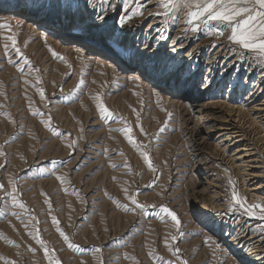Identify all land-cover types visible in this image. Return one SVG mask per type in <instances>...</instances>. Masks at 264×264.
<instances>
[{
    "label": "rangeland",
    "instance_id": "rangeland-1",
    "mask_svg": "<svg viewBox=\"0 0 264 264\" xmlns=\"http://www.w3.org/2000/svg\"><path fill=\"white\" fill-rule=\"evenodd\" d=\"M145 1L104 6L93 0V9L75 0L79 11L69 12L64 0H0V264H243L233 227L248 224L264 241L259 210L247 216L231 199L235 189L246 205L264 204L248 196L243 176L227 167L231 151L224 156L204 140L208 127L197 122L190 101L181 103L180 94L129 68L137 62L162 76L171 71L167 57L173 51L204 41L214 51L222 45L244 67L241 82L246 65L259 72L264 57L230 41L226 24L201 21L196 32L187 30L194 4L164 15L160 0ZM102 7L104 20L97 18ZM137 9L142 14L131 16ZM31 15L52 19L56 30H67L66 38L48 33ZM125 15L131 19L121 27ZM151 21L155 26L147 33L157 34V46L165 39V51L154 61L143 52ZM215 36L219 42L213 43ZM74 38L105 46L108 55ZM165 66L169 71L161 73ZM201 87L199 102L208 98ZM124 128L131 129V140ZM252 143L264 175V144ZM205 167L225 196L226 211L211 210L224 227L218 236L214 222L201 214L209 209L208 197L194 194L213 179L200 172ZM160 206L175 212L179 226Z\"/></svg>",
    "mask_w": 264,
    "mask_h": 264
},
{
    "label": "bare ground",
    "instance_id": "bare-ground-1",
    "mask_svg": "<svg viewBox=\"0 0 264 264\" xmlns=\"http://www.w3.org/2000/svg\"><path fill=\"white\" fill-rule=\"evenodd\" d=\"M145 2L148 3L147 0ZM20 3V7H22L23 2ZM23 7L25 8V6ZM30 17L37 20L39 26L42 25V29L53 35H58L59 33L60 37L64 40L67 30L63 27H59L60 29L56 30L55 21L48 17L38 18L35 15H31ZM129 26L132 27L134 24ZM153 26H155V22L151 21L144 30L145 35L148 36L143 52L149 50L148 55L154 61L165 51L163 47L160 48L165 39L161 40L162 42L157 46V34L154 35V38L153 35L151 37L147 33ZM137 31L138 29L134 28L133 35H136L134 33ZM74 39L76 43L82 44L86 49L89 48L95 53L108 55L104 49L105 46L93 45V43L89 42L85 43V41L79 40V38ZM215 41L219 42L217 36H215L213 43ZM203 42L201 41V43H197L193 47L191 46L192 48H188V46L184 48L179 47L180 49L178 48L177 53L173 51L167 57L168 60L172 61L171 71L162 76L155 75L158 72L153 73L152 71L143 70L142 66L137 62L131 61L133 64H130V67H128H133L137 72L139 71L138 73L141 75L136 77L143 76L144 78L148 77L149 80L152 79L154 85L159 89L164 88V90H168L172 94H180L184 98H181V103L190 101L192 107H194L193 110H196L199 116L197 122L201 120L202 125L204 124L208 127V130L204 132V140L213 141L214 147L224 153V156L230 150L232 154L225 156L227 167L231 171L236 170L237 173L243 176V185L248 196L264 200L263 166H259L261 165L259 160H255L258 154L255 150L256 148L252 147V142L254 141L264 144V68L257 72L258 69H253L254 67L248 63L245 69L247 70L245 78L240 82L239 71L244 67L235 58L230 57L229 53H224L225 50L222 45L217 44L214 51L210 50V47H204L206 45L203 46ZM112 55L114 57L117 56L114 53ZM181 75L183 76L182 79L179 78L177 81L176 79ZM199 85L202 86L201 90L203 94L207 93L208 97L203 102H199L203 98L201 95H195ZM223 90L225 91L223 92ZM221 92L225 94L220 95ZM203 113L206 114L204 115ZM196 125L194 127L197 129ZM248 135L252 138H249ZM205 145H208V143L205 142ZM200 172L206 178H213V175L210 173L213 171L209 167L203 168ZM212 188H215V190L212 191ZM219 188L218 180L213 178L210 181H206V186L202 191L194 193L201 196L205 193V196L208 197L209 209L204 207V209H201L203 211L201 214H206V219H203L205 220L204 222H207L208 219L214 222L213 225L216 226L213 229L215 236L220 235L224 227L220 225L219 219H216L214 216L215 214H211V210L215 212L226 211V203L223 199L225 196L222 197L219 193L220 190L218 191ZM240 225H236L235 228L232 226V231L236 233V240H234V245L237 248L236 251L243 254L241 256L236 255V257L243 264H264V241H262L261 237L253 235L252 230V233H250L249 229L245 228L248 224L244 228Z\"/></svg>",
    "mask_w": 264,
    "mask_h": 264
},
{
    "label": "snow or ice",
    "instance_id": "snow-or-ice-1",
    "mask_svg": "<svg viewBox=\"0 0 264 264\" xmlns=\"http://www.w3.org/2000/svg\"><path fill=\"white\" fill-rule=\"evenodd\" d=\"M101 4L104 6H111V0H101ZM194 4L195 10H190L188 12V17L186 23L188 24L189 31L196 32L200 27V22L204 21H216L218 23L226 24L231 29V35L229 40L241 45L244 49L252 50L258 55V57H264V0H160V7L165 9L164 15H169L168 9L179 10L181 7H190ZM86 5L93 7L95 9V4L93 0H86ZM251 5L252 7H249ZM64 6L67 11L72 12L75 7L76 11H79V5L75 3V0H64ZM257 6L258 9L257 10ZM107 9L105 7L101 8V15L97 18L104 20ZM140 13V10H134L131 13V16H135ZM242 14H246V18L237 19L242 17ZM160 15V13H157ZM131 16L125 15L119 19V25L124 26L130 19ZM2 27V26H0ZM217 35H223V32L216 33ZM7 39L12 40V46L15 47L16 40L12 37ZM114 39V43L117 44L119 48L118 39ZM8 45H5L7 48ZM16 51L19 53V49ZM126 49L119 48L118 54L124 55ZM161 73L168 72L169 69L167 66L159 69ZM83 83V81H81ZM101 111L107 113L108 116H111L112 113L104 107L100 106ZM124 132L125 135L131 132L130 128L120 129ZM128 139L131 140L132 137L128 135ZM149 168H152L153 165L151 160L148 161ZM154 170V169H153ZM41 172L44 170L41 169ZM59 179V178H58ZM2 187V185H0ZM231 199L235 202V205H238L244 210V213L247 216H253L256 213L254 209H258L260 219H264V204H253L246 205V198L238 196V193L233 189ZM15 200V197H13ZM135 204L136 201L134 200ZM21 207H24L21 205ZM160 213L171 218L172 221H175L177 226H179L180 221L177 218V215L174 211H171L167 206H160ZM55 219V218H54ZM63 235V233H61ZM67 239V237H65ZM71 246V245H70ZM186 264V262H185Z\"/></svg>",
    "mask_w": 264,
    "mask_h": 264
}]
</instances>
